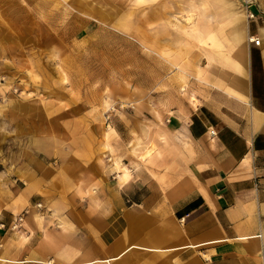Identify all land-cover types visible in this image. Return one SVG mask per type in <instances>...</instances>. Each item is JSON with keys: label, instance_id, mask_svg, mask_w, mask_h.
Returning a JSON list of instances; mask_svg holds the SVG:
<instances>
[{"label": "rangeland", "instance_id": "rangeland-1", "mask_svg": "<svg viewBox=\"0 0 264 264\" xmlns=\"http://www.w3.org/2000/svg\"><path fill=\"white\" fill-rule=\"evenodd\" d=\"M245 2L0 0V233L27 241V217L53 213L37 195L122 187L132 169L191 155L186 127L166 121L248 41Z\"/></svg>", "mask_w": 264, "mask_h": 264}, {"label": "crops", "instance_id": "crops-1", "mask_svg": "<svg viewBox=\"0 0 264 264\" xmlns=\"http://www.w3.org/2000/svg\"><path fill=\"white\" fill-rule=\"evenodd\" d=\"M245 9L236 11L237 25ZM250 9L256 19L247 24L248 41L223 51L198 103L166 121L175 132L186 127L191 155L175 153L169 169H132L122 187L112 181L90 194L83 183L65 196L60 189L37 195L53 213L27 217L23 245L17 233H0V261L264 264V0Z\"/></svg>", "mask_w": 264, "mask_h": 264}, {"label": "built area", "instance_id": "built-area-1", "mask_svg": "<svg viewBox=\"0 0 264 264\" xmlns=\"http://www.w3.org/2000/svg\"><path fill=\"white\" fill-rule=\"evenodd\" d=\"M255 0H252V2L250 3H245L246 7H247V15H248V19L250 20H254L256 19V14L250 9V7L253 5ZM250 42L256 46H260L261 45V40L257 37H251L250 38ZM216 133H213V136H215ZM38 207L41 208V205L39 204ZM22 222H23V219L22 218H19L17 219L13 224H12V229L13 230H16V229H19L22 227ZM5 228V224L1 223L0 224V229H4Z\"/></svg>", "mask_w": 264, "mask_h": 264}, {"label": "bare ground", "instance_id": "bare-ground-1", "mask_svg": "<svg viewBox=\"0 0 264 264\" xmlns=\"http://www.w3.org/2000/svg\"><path fill=\"white\" fill-rule=\"evenodd\" d=\"M246 1V0H245ZM244 1V2H245ZM247 2V1H246ZM245 2V3H246ZM252 2V1H251ZM147 151L142 155V159L146 160V159H149L151 158V156L153 155L154 153V150H156L154 147H152L151 149H146ZM42 207V206H41Z\"/></svg>", "mask_w": 264, "mask_h": 264}]
</instances>
